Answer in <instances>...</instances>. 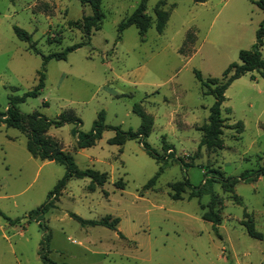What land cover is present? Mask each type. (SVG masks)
Returning <instances> with one entry per match:
<instances>
[{
    "label": "rangeland",
    "instance_id": "1",
    "mask_svg": "<svg viewBox=\"0 0 264 264\" xmlns=\"http://www.w3.org/2000/svg\"><path fill=\"white\" fill-rule=\"evenodd\" d=\"M139 1L102 0L104 17L88 38L76 23L92 10L79 0H0V113L12 97L32 90L42 72L37 95L15 106L47 119L62 112L78 117L79 124L51 126L47 133L78 168L107 174L94 189L89 177H70L50 194L65 166L32 157L26 135L0 124V212L9 218L0 214V264H47L42 256L49 264H264V241L249 236L243 224L248 215L256 230L264 225V174L250 180L264 168V78L254 70L227 86L223 147L207 149L198 147L200 128L214 96L194 74L221 77L239 50L254 43L263 12L255 0H148L151 26L141 38L134 25L118 29ZM157 5L169 11L161 33L154 24ZM14 26L31 34L38 52ZM80 42L65 59L44 58ZM135 103L153 117L142 142L158 160L139 139L108 142L115 135L109 127L139 128ZM100 111L108 128L93 145L75 148L76 135L91 130ZM160 166L152 187L143 189ZM227 177L236 179L232 191L222 186ZM177 181L189 186L174 199ZM211 203L220 215L216 228L202 217ZM71 213L119 221L110 229L82 224Z\"/></svg>",
    "mask_w": 264,
    "mask_h": 264
},
{
    "label": "trees",
    "instance_id": "2",
    "mask_svg": "<svg viewBox=\"0 0 264 264\" xmlns=\"http://www.w3.org/2000/svg\"><path fill=\"white\" fill-rule=\"evenodd\" d=\"M82 4H88L91 7V14L86 15L82 18L81 22H77V27L81 29L84 36L89 38L92 28L98 29L100 27L101 21L104 17L100 9V4L102 0H79ZM148 0H140L138 6L134 11L127 16L124 20L119 23L118 29L122 30L130 25H134L138 29V33L141 38L147 29L151 26V17L146 13V3ZM196 3L204 2L205 0H193ZM254 3L258 8L264 12V0H255ZM155 14V29L158 33H161L165 27V24L169 17V11L163 9L157 5L154 8ZM14 31L16 35L25 41L30 43V46L35 52H38L35 48V43L32 41L31 34L23 30L18 26H14ZM264 39V18L260 21L256 31H255V41L249 49H241L238 52V61H233L228 64V66L222 72L221 77H208L206 80L202 78L200 71L194 70L195 77L201 81V84L207 86L208 89L204 93L212 94L214 96V102L209 108V115L207 117V122L202 125L200 128L202 135L199 141V148L205 146L207 149H221L223 147V140L221 138L222 129L224 125V118L221 117V106L222 102L225 100L224 91L227 86L236 78L250 71H257L259 75L264 78V55L261 52V47L263 45ZM84 44L83 42L73 44L68 46L66 49L60 52H53L46 56L45 59L56 58V59H65L66 54L69 51L74 50L80 45ZM44 85V74L41 72L38 77V83L36 86L29 90L21 96L12 97V103L6 108V111L0 113V124H4L6 127H13L19 130L20 132L26 135V149L32 157L39 158L41 160H50L57 163H60L65 166L66 172L61 177L53 190L50 191V194L59 192L66 184V181L70 177H89L90 184L88 185L89 189H94L95 185H102L107 180L106 172L99 171L93 168H78L74 162L73 156L70 152L64 150L53 137H51L47 132L51 126L59 127L66 122H74L79 124L80 119L71 113H60L56 119H47L46 117L40 115L38 112L32 113H23L16 106L15 103L22 102L28 96L37 95L38 91ZM210 85H214L211 87ZM132 110L137 113L141 118V125L139 128L133 130H122L118 126L109 127L115 131V135L108 139L109 143L122 145L128 139H139L143 145L146 153L155 159L158 160V154L151 151L147 145L142 142L146 136H148L152 125L153 117L146 113L142 106L139 103L133 104ZM97 120L93 122L91 130L85 133H78L77 140L75 142V148H84L91 146L95 141L100 137L101 131L104 128H108L104 121L103 111H100L97 115ZM237 130L241 132L243 129V124L241 121H237ZM264 128V126H263ZM163 148L166 151L169 147L163 141ZM162 167L160 166L157 173L148 180L144 185L143 189H148L154 184L157 175L161 172ZM220 176L223 178V175L219 172ZM260 174H264V168H260L256 171L254 178L251 177L250 180H254L255 177ZM236 179L225 178V182L222 184L225 190L232 191V186ZM115 186L119 189H123L124 182L118 180L115 182ZM185 186H189L188 181H177L171 184L173 193L171 197L174 199L181 198V193L184 192ZM195 195L193 192L189 194V197ZM234 200L239 202V199L236 195ZM203 208V206H201ZM42 210V206L37 207L34 210H31L30 213L37 214ZM0 214L5 218L9 219L3 213ZM73 218L78 220L82 224H91V225H103L110 229H115L116 224L119 221L118 217H110L107 215L98 220H87L79 217L75 213L70 214ZM246 215V214H245ZM246 220L243 221L246 232L249 236L264 241V225L261 231H258L254 228L251 218H248L246 215ZM202 217L206 220L212 222L214 228L220 223V215L217 211H214L213 203L209 205L207 211L202 214ZM122 235V234H120ZM43 261L49 264V260L46 256L41 257Z\"/></svg>",
    "mask_w": 264,
    "mask_h": 264
},
{
    "label": "crops",
    "instance_id": "3",
    "mask_svg": "<svg viewBox=\"0 0 264 264\" xmlns=\"http://www.w3.org/2000/svg\"><path fill=\"white\" fill-rule=\"evenodd\" d=\"M206 1V0H205ZM204 1V2H205ZM199 3H202V2H199ZM260 9V8H259ZM261 10V9H260ZM262 11V10H261ZM263 12V11H262ZM264 18V12H263V15L260 17V21ZM255 41V40H254Z\"/></svg>",
    "mask_w": 264,
    "mask_h": 264
}]
</instances>
